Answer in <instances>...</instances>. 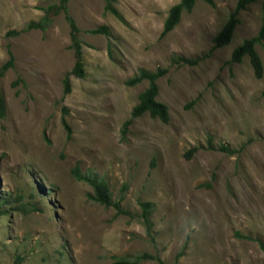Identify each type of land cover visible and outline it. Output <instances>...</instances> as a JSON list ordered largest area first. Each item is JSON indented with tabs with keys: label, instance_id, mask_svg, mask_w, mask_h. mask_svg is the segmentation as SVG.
I'll list each match as a JSON object with an SVG mask.
<instances>
[{
	"label": "rangeland",
	"instance_id": "rangeland-1",
	"mask_svg": "<svg viewBox=\"0 0 264 264\" xmlns=\"http://www.w3.org/2000/svg\"><path fill=\"white\" fill-rule=\"evenodd\" d=\"M178 1L115 0L118 18L104 0H66L64 9L60 0H0V66L12 57L0 78V264H111L143 253L164 264H264V55L256 44L260 78L247 55L230 61L257 33L261 0L237 12L230 41L215 49L236 0H195L160 37ZM47 6V28L24 29ZM68 17L84 75L69 74L64 93L74 64ZM101 25L108 35L89 32ZM178 56L195 62L171 63ZM157 67H167L156 99L168 122L143 113L123 130L147 86L125 80ZM90 178L117 206L94 198ZM139 201L154 204L150 235Z\"/></svg>",
	"mask_w": 264,
	"mask_h": 264
},
{
	"label": "trees",
	"instance_id": "trees-1",
	"mask_svg": "<svg viewBox=\"0 0 264 264\" xmlns=\"http://www.w3.org/2000/svg\"><path fill=\"white\" fill-rule=\"evenodd\" d=\"M65 1L66 0H60V7L65 8ZM115 0H104V10L112 13L116 17L120 18V15L116 8L113 5V2ZM207 3L213 4V0H206ZM255 0H236L235 7L232 10V12L229 13L225 23L222 25L221 29L214 35L212 39V49L219 48L225 44H227L233 34V30L235 26L238 24L239 19L236 16L237 12L241 9H244L246 5L249 3L254 2ZM195 0H179L177 3L173 4L169 7L166 17L162 23V29L160 31V37H163L165 34H167L169 31H171L174 26L179 22L180 15L183 11H190L192 6L194 5ZM49 8H52L51 6H47L44 9V15L43 17L38 21H29L24 29H39L44 31L47 28V25L50 21L48 18V10ZM55 8V7H54ZM57 8H55V11ZM69 19V25H70V39H71V47L74 50V64L69 72H67L63 77V85H64V93L69 92V74H74L75 76L82 77L84 75V69H83V61H82V51H81V45L80 41L77 37V27L73 20L68 17ZM91 33H103L104 35H108V29L106 26L101 25L95 29H92L89 31ZM258 44L261 47V50L264 55V0H261V22L258 28L257 33L254 36L244 38L237 46H235L231 52L230 61L234 62H240L242 57L244 55H247L249 58L250 65L253 69L254 76L256 78H260L262 76V62L259 54L256 52L254 46ZM195 62V60L178 56V57H172L171 63L173 64H190ZM12 65V57L9 56V59L3 63L0 66V78L3 75L4 71ZM167 67H157L154 70H147L144 68H139L135 74H133L130 78H127L125 80L126 85H134L137 83H140L141 81H146L147 86L138 94V100L137 103L131 108L130 111V119H127L123 123V130L128 125V123L131 121L132 118L141 116L143 113H148V115L152 118H157L161 120L162 122H168L169 115L167 111L166 105H164L162 102L158 101L156 99L157 95V85L156 80L166 74ZM260 94L264 96V83L262 85ZM5 111V105L4 100L0 92V116L2 117L4 115ZM66 111V110H65ZM65 114L61 117V123L62 127L66 130V132L70 133L69 125L65 119ZM196 148H191L188 150L187 157L192 154V152ZM218 150L223 151L227 154H232L234 152H237V149L229 148L226 145H219ZM76 177H81L80 174L76 173ZM90 184L93 187L94 191V198L98 200L100 203L108 206L113 205L117 206L116 202L111 201L110 191L108 189L107 184L100 179H91L90 178ZM4 203L3 200H0V204ZM140 207V218L143 222V225L145 227V230L147 234L150 235V229H151V219L150 215L152 213V210L154 208V204L149 201H139L138 202ZM3 214V210L0 209V215ZM153 237V236H152ZM151 237V238H152ZM180 254V253H179ZM178 256V255H177ZM178 258V257H177ZM176 258V259H177ZM144 259H155L157 260L158 264H164V262L161 260V258L158 255L149 254V253H143L140 255H136L132 258L122 257L118 256L113 259L111 264H136L140 260Z\"/></svg>",
	"mask_w": 264,
	"mask_h": 264
}]
</instances>
